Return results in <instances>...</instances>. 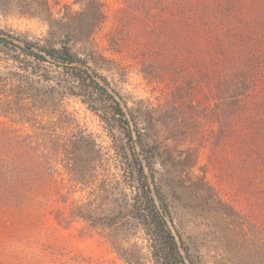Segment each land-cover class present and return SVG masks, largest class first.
I'll return each instance as SVG.
<instances>
[{
    "label": "rangeland",
    "instance_id": "1",
    "mask_svg": "<svg viewBox=\"0 0 264 264\" xmlns=\"http://www.w3.org/2000/svg\"><path fill=\"white\" fill-rule=\"evenodd\" d=\"M40 1L0 0V29L66 47L107 79L153 153L156 184L193 264H264V0H98L99 14L92 0H57L52 14ZM12 63L0 49V70ZM245 69L255 89L239 106L235 73ZM40 71L58 77L47 64ZM65 97L62 107L102 147L98 178L114 189L121 225L131 179L112 147L124 139ZM87 190L71 200L85 201ZM17 199L0 189V264H126L108 229L78 218L59 224L54 199L41 209ZM127 227L122 247L154 264L142 229Z\"/></svg>",
    "mask_w": 264,
    "mask_h": 264
},
{
    "label": "trees",
    "instance_id": "2",
    "mask_svg": "<svg viewBox=\"0 0 264 264\" xmlns=\"http://www.w3.org/2000/svg\"><path fill=\"white\" fill-rule=\"evenodd\" d=\"M40 2L49 14L58 5L57 0ZM91 3L99 14L98 0ZM0 49L14 62V69L0 70V189L18 196L17 207L41 209L54 199L62 205L54 217L64 226L78 218L91 229H108L110 249L126 264H140L142 256L122 247L119 236L124 226L142 229L154 264H193L174 233L172 214L156 184L153 153L107 79L66 47L40 44L2 29ZM42 64L54 68L58 77L42 74ZM249 73L246 69L235 73L242 86L234 95L239 96V106L255 89ZM65 96L78 98L110 135L118 133L124 139L112 147L126 159L124 171L131 179V197L125 195L121 205L126 219L121 225L115 218L119 205L114 189L98 178L102 147L62 107ZM86 189L85 201L71 200L76 190Z\"/></svg>",
    "mask_w": 264,
    "mask_h": 264
}]
</instances>
